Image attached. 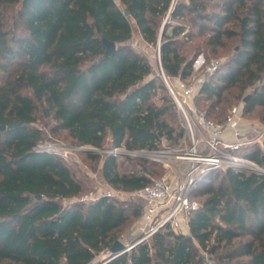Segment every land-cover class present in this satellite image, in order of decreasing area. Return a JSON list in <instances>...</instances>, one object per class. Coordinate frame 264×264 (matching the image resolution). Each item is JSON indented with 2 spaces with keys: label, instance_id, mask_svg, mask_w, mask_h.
<instances>
[{
  "label": "trees",
  "instance_id": "1",
  "mask_svg": "<svg viewBox=\"0 0 264 264\" xmlns=\"http://www.w3.org/2000/svg\"><path fill=\"white\" fill-rule=\"evenodd\" d=\"M120 2L124 8L116 0H0V69L8 74L0 82V264H264V174L246 169L210 172L198 183L191 198L202 200L189 217V235L166 225L130 251L95 263L141 209L109 199L64 205L83 187L63 158L37 150L44 140L38 114L78 147L101 150L108 137L113 148L128 151L157 150L162 138L179 143L184 132L168 120L174 100L128 44L130 19L157 46L168 16L160 55L169 81H186L192 72L179 40L185 29L173 21H200V34H211L204 46L213 53L236 38L240 48L231 63L203 84L198 99L212 101L205 110L210 118L228 89L243 93L259 84L244 116L264 107V0ZM103 38L117 44L110 57ZM245 155L264 167V150ZM142 162V173H120L117 157L107 155L102 176L135 191L153 183Z\"/></svg>",
  "mask_w": 264,
  "mask_h": 264
},
{
  "label": "built area",
  "instance_id": "2",
  "mask_svg": "<svg viewBox=\"0 0 264 264\" xmlns=\"http://www.w3.org/2000/svg\"><path fill=\"white\" fill-rule=\"evenodd\" d=\"M201 64L194 67L193 75L200 72ZM218 68L215 63L207 64L202 70V78L192 85H187L181 78L172 83L162 71L170 95L183 116L186 131L179 144L165 153L157 150L148 153L166 169L164 177L135 191L118 190L105 184L68 201L70 205L91 204L102 199L138 203L142 207V216L136 228L141 234L133 245H126L127 251L166 225L186 235L189 217L200 207L191 198L192 193L210 172L246 169L264 174V167L245 155L253 148L264 150V125L245 118L244 103L231 107L221 123L210 119L196 104L201 87ZM37 150L55 153L51 149H40V145Z\"/></svg>",
  "mask_w": 264,
  "mask_h": 264
},
{
  "label": "rangeland",
  "instance_id": "3",
  "mask_svg": "<svg viewBox=\"0 0 264 264\" xmlns=\"http://www.w3.org/2000/svg\"><path fill=\"white\" fill-rule=\"evenodd\" d=\"M118 5L121 8L124 6L121 4L120 0H116ZM178 2L185 1V0H177ZM212 2L211 5H213ZM210 11V9H208ZM168 21V16L164 18L163 22L159 26L160 34L161 30L164 26V23ZM130 23L132 26V38L128 42V44L132 47V49L137 52L138 54L144 56L146 60L149 62L152 68V77L159 76L162 81L164 82L166 88L167 84L165 83L162 70H161V55H160V35L158 39L157 46H153L149 44L141 35L139 28L136 25V22L133 19H130ZM172 24H181L184 27V35L188 37H184L181 35L179 40L182 44H184V48L182 53L187 57V61L192 63V72L191 75L187 78L185 83L187 85H192L197 80L202 78L203 73L202 70L207 64L215 63L218 65L219 68H224L229 65L232 61L233 56L239 50V43L236 38H231L224 40V45L221 48H216V52H211V49L204 46V43L209 39L211 36L210 33L204 32L200 34L199 32V25L200 21L190 22L189 19L185 18V20H175ZM198 62V63H197ZM201 64L200 72L197 75H193L194 67L197 64ZM8 78V74L0 69V82L6 81ZM175 79H172L170 82L174 83ZM208 81V80H207ZM259 87V84L256 86H251L247 88L243 93H240L236 90V88L228 89L224 92L225 100L222 101L213 112H211V119L215 120L218 119L220 116L221 119L227 115L228 111L231 107L236 104L244 103L246 104L245 100L249 99V96L253 93V91ZM168 89V88H167ZM168 94H170L169 90H167ZM163 95L162 91H158L155 101L158 105L163 104L162 100L160 99ZM236 96V97H235ZM172 98V96L170 95ZM173 99V98H172ZM175 103V102H174ZM212 101H205L203 99L196 98L197 106L202 110H208V107ZM168 120L172 126L177 128V130H183L184 136L186 134L185 131V122L183 116L181 115L177 105L175 104L172 112L170 113ZM264 116V107H255L251 113L247 115L248 120L256 123L264 125L262 120ZM216 121V120H215ZM37 125L44 130V140L40 144V149H51L54 150L55 153L63 158L72 171L75 173L76 178L81 182L83 191L81 195L88 194L92 191L97 190L101 186L105 184H109L103 176H102V167L105 158L107 155H114L117 157L119 163V171L120 173H129L131 171L141 172L143 165L142 161H147V168H149V172L152 178V182L162 178L166 174V169L160 163L156 162L154 157L148 154L151 151H128L124 148H118L117 153H115V148L112 147L111 138L108 137L106 140L105 147L101 150H97L91 147H78L75 142L70 138L68 132L58 130L56 132L52 131V128L55 126L54 122L43 116V114H38V122ZM180 142V141H179ZM179 144V143H178ZM177 144V145H178ZM176 145H172L171 142L167 141L166 139L162 138L161 142L159 143V148L157 149L158 153H165L169 148H172ZM91 151L97 153L99 155L98 159L91 158L85 155L83 152ZM137 152V153H136ZM140 152V154L138 153ZM143 152V153H141ZM143 167V166H142ZM153 170L156 173H152ZM198 186V185H197ZM113 187V186H112ZM115 188V187H114ZM118 189V188H115ZM120 190V189H118ZM202 198L198 197L195 202L201 204ZM75 203V202H74ZM79 204V203H76ZM129 205L133 204V208H140L142 213V207L135 202H128ZM64 205L70 206L68 201L64 202ZM142 214L140 217H130L127 223L117 232L118 240L122 242L124 245H133L137 242L140 238V231L137 230V223L141 219ZM177 233H180L178 230H175ZM189 235V232L186 234ZM199 248V247H198ZM200 253L205 254L200 248ZM110 252L106 254H102L97 257L95 263H102V261L108 257ZM206 255V254H205Z\"/></svg>",
  "mask_w": 264,
  "mask_h": 264
},
{
  "label": "water",
  "instance_id": "4",
  "mask_svg": "<svg viewBox=\"0 0 264 264\" xmlns=\"http://www.w3.org/2000/svg\"><path fill=\"white\" fill-rule=\"evenodd\" d=\"M126 15L129 16V12H126ZM164 28H165V24L161 30V34H160V41L162 39L163 33H164ZM102 43L104 44L106 51H105V56L106 57H110L111 55H113L116 51H117V44L115 42H111L110 40L103 38L102 39ZM160 51V50H159ZM162 66V65H161ZM164 79V78H163ZM165 81V79H164ZM166 83V81H165ZM248 99L245 100V102H247ZM2 130H5V127H1ZM189 240H192L191 237H188ZM128 252L127 251V246L124 245L122 242L118 241L110 250V255H113L115 257L120 256L124 253Z\"/></svg>",
  "mask_w": 264,
  "mask_h": 264
}]
</instances>
